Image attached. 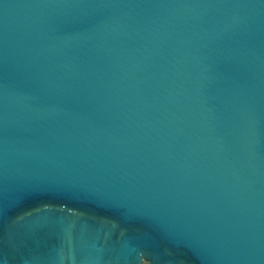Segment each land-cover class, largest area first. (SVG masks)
Wrapping results in <instances>:
<instances>
[{
  "label": "water",
  "instance_id": "water-1",
  "mask_svg": "<svg viewBox=\"0 0 264 264\" xmlns=\"http://www.w3.org/2000/svg\"><path fill=\"white\" fill-rule=\"evenodd\" d=\"M0 264H264V0H0Z\"/></svg>",
  "mask_w": 264,
  "mask_h": 264
}]
</instances>
